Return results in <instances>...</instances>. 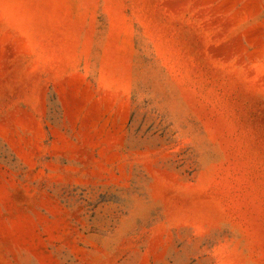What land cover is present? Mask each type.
Segmentation results:
<instances>
[{
  "label": "rangeland",
  "instance_id": "1",
  "mask_svg": "<svg viewBox=\"0 0 264 264\" xmlns=\"http://www.w3.org/2000/svg\"><path fill=\"white\" fill-rule=\"evenodd\" d=\"M0 264H264V0H0Z\"/></svg>",
  "mask_w": 264,
  "mask_h": 264
}]
</instances>
